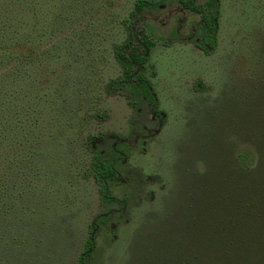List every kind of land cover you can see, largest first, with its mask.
Returning <instances> with one entry per match:
<instances>
[{"label": "rangeland", "instance_id": "obj_1", "mask_svg": "<svg viewBox=\"0 0 264 264\" xmlns=\"http://www.w3.org/2000/svg\"><path fill=\"white\" fill-rule=\"evenodd\" d=\"M134 2L54 0L43 7L51 14L60 9L62 19L67 53L60 65L49 61L57 71L46 84L64 106L68 147L55 155L62 169L47 188L45 234H35L23 264H76L89 224L109 209L115 213L99 226L91 264H150L159 257L161 236L174 234L180 198L210 165L218 164L219 173L225 158L244 146L243 117L264 111V0H218L216 40L207 54L194 45L197 15L177 9L174 0L147 15L161 122L129 91L106 87L119 76L111 46L123 40ZM99 135L93 144L103 158L112 157L113 137L127 154L117 182L108 185L111 196L125 201L121 211L103 203L85 175L91 155L83 141Z\"/></svg>", "mask_w": 264, "mask_h": 264}, {"label": "trees", "instance_id": "obj_2", "mask_svg": "<svg viewBox=\"0 0 264 264\" xmlns=\"http://www.w3.org/2000/svg\"><path fill=\"white\" fill-rule=\"evenodd\" d=\"M174 1L177 9L197 15L200 39L194 45L207 54L216 40L218 0ZM49 2L54 0H0V264L25 263L35 234H45L43 217L52 198L47 188L62 169L55 155L68 147L64 106L46 84V76L57 71L49 61L60 65L67 53L59 37L60 9L44 10ZM163 2L135 0L122 23L123 40L111 46L119 76L106 85L129 91L159 122L163 114L151 85L154 41L145 22ZM177 32L176 27L175 39ZM242 122L244 146L225 158L219 173H214L218 164L210 165L187 198H180L170 223L174 234H162L159 257L154 254L150 264H264V111ZM100 137L83 141L91 155L85 175L100 200L121 211L125 201L111 196L108 185L117 182L116 168L127 154L113 137L112 157L103 158L93 144ZM113 213L109 209L92 219L76 264H91L99 226Z\"/></svg>", "mask_w": 264, "mask_h": 264}, {"label": "flooded vegetation", "instance_id": "obj_3", "mask_svg": "<svg viewBox=\"0 0 264 264\" xmlns=\"http://www.w3.org/2000/svg\"><path fill=\"white\" fill-rule=\"evenodd\" d=\"M177 34H178V32H177ZM196 41V40H195Z\"/></svg>", "mask_w": 264, "mask_h": 264}]
</instances>
